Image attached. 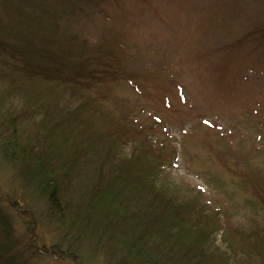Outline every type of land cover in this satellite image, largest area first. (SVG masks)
<instances>
[{
    "label": "rangeland",
    "instance_id": "1",
    "mask_svg": "<svg viewBox=\"0 0 264 264\" xmlns=\"http://www.w3.org/2000/svg\"><path fill=\"white\" fill-rule=\"evenodd\" d=\"M0 26V264H107L88 243L62 251L11 139L61 179L132 154L123 176L141 180L148 161L189 217L177 240L264 264V0H0ZM63 54L88 84L23 69Z\"/></svg>",
    "mask_w": 264,
    "mask_h": 264
},
{
    "label": "trees",
    "instance_id": "2",
    "mask_svg": "<svg viewBox=\"0 0 264 264\" xmlns=\"http://www.w3.org/2000/svg\"><path fill=\"white\" fill-rule=\"evenodd\" d=\"M2 47L0 40V49ZM47 59L54 65H26L23 69L32 77L61 78L70 85L77 81L83 85L89 83L86 73L80 71L82 58L76 60L63 54L61 59L53 55H48ZM17 143L14 139L5 143V157L23 171L25 183L37 185L35 189L45 195L51 218L70 238L62 250L66 254L76 255L80 244L88 243L89 251L99 252L107 264H214V251L206 254L197 243L190 247L176 239L175 223L185 225L189 217L176 198L158 182L149 168L153 167L150 162H144L148 168L141 180L142 173H131L130 178L123 176L126 164L139 162L132 154V157L114 161L105 155L101 157L103 168L88 172L81 166L79 171L61 179L33 154L32 145L23 148ZM131 153H136L134 147ZM78 175L81 179L76 180ZM124 181L128 193L123 197L117 187L125 184ZM112 191L114 196H111ZM1 229L6 231L5 224ZM230 232L233 236L232 229ZM217 254L220 262L228 263Z\"/></svg>",
    "mask_w": 264,
    "mask_h": 264
}]
</instances>
